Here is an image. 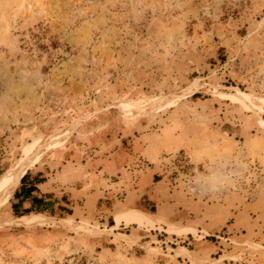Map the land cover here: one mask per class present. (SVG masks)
Listing matches in <instances>:
<instances>
[{
  "label": "rangeland",
  "instance_id": "rangeland-1",
  "mask_svg": "<svg viewBox=\"0 0 264 264\" xmlns=\"http://www.w3.org/2000/svg\"><path fill=\"white\" fill-rule=\"evenodd\" d=\"M233 94L264 99V0H0L1 174L106 109L154 114L181 147L157 178L164 214H138L144 243L110 229L102 252L87 222L21 227L6 201L0 264H264V106Z\"/></svg>",
  "mask_w": 264,
  "mask_h": 264
},
{
  "label": "crops",
  "instance_id": "crops-1",
  "mask_svg": "<svg viewBox=\"0 0 264 264\" xmlns=\"http://www.w3.org/2000/svg\"><path fill=\"white\" fill-rule=\"evenodd\" d=\"M148 116L127 118L120 109L99 111L82 121L61 145L41 149L6 200L8 212L18 221L44 217L87 222L99 233L86 239L102 252L117 246L113 236L105 234L110 229L134 244L144 243L147 235L141 227L121 222L114 228L115 218L126 212L147 217L164 214L156 203L157 178L164 155L181 148L167 127L152 129ZM4 164L0 163V174ZM127 227L132 231H118Z\"/></svg>",
  "mask_w": 264,
  "mask_h": 264
},
{
  "label": "bare ground",
  "instance_id": "bare-ground-1",
  "mask_svg": "<svg viewBox=\"0 0 264 264\" xmlns=\"http://www.w3.org/2000/svg\"><path fill=\"white\" fill-rule=\"evenodd\" d=\"M229 100L232 103L251 111L261 110L264 106V99L253 96H237L233 94L229 97ZM167 105H169V101L163 96L162 98L154 99L151 103L146 105H131L128 103L125 108L131 114H147L159 111ZM74 131L75 126H69L68 128L61 129L55 134L36 139L34 144L37 147L44 148L56 147L61 145L62 142L64 143V140L68 138ZM34 163V157H22L12 169L0 175V204L6 202L15 186H17L18 180L21 179V177L31 168ZM47 220V218H33L25 221H17L15 224L21 227L30 228L42 226ZM141 221L150 222L144 217L133 212L126 214L123 217V222L126 225L130 222L137 223Z\"/></svg>",
  "mask_w": 264,
  "mask_h": 264
}]
</instances>
